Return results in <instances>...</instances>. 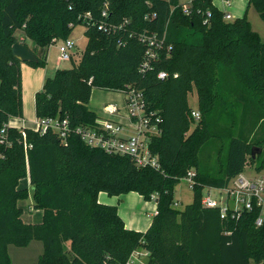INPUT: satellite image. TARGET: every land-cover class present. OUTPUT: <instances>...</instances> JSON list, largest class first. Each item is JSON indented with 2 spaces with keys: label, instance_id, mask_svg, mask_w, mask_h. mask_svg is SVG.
Masks as SVG:
<instances>
[{
  "label": "trees",
  "instance_id": "1",
  "mask_svg": "<svg viewBox=\"0 0 264 264\" xmlns=\"http://www.w3.org/2000/svg\"><path fill=\"white\" fill-rule=\"evenodd\" d=\"M180 1L0 0V136L5 128L11 142L0 143V264H23L12 261L9 246L33 240L43 243L37 264H124L139 247L150 250L148 264L264 261L259 208L223 217L219 207L202 203L206 187L225 186L250 157L264 155V36L247 13L226 19L214 0H193L185 13ZM251 4L264 19V0H248ZM102 22L107 29L99 27ZM79 24L88 37L82 57L46 77L35 94L36 116L93 125L94 87H136L163 117L162 133L150 144L161 168L91 147L75 132L64 141L51 129L26 127L31 144L26 150L21 130L8 125L24 117L23 61L13 44L29 46L30 40L38 59L27 63L45 67L51 44L71 37ZM144 31L166 32V47L147 71L141 70L148 47L139 37ZM162 70L169 76L160 78ZM194 90L198 120L189 102ZM255 147L261 151L254 155ZM191 168L197 173L194 199L180 209L174 205L175 187ZM263 168L264 158L257 164ZM26 178L30 188L21 184ZM101 191L115 196L136 191L146 200L157 194L150 226L128 227L117 204L100 201ZM30 196L33 207L43 210L41 222L22 217L21 201Z\"/></svg>",
  "mask_w": 264,
  "mask_h": 264
},
{
  "label": "built area",
  "instance_id": "2",
  "mask_svg": "<svg viewBox=\"0 0 264 264\" xmlns=\"http://www.w3.org/2000/svg\"><path fill=\"white\" fill-rule=\"evenodd\" d=\"M225 7H230L231 0H221ZM193 0H181L180 6L185 13L191 12ZM219 8H221L218 5ZM226 19L234 18V15L224 9ZM103 15H109L107 8L103 10ZM207 20L211 17V11H207ZM91 16L88 12L86 17ZM155 16V14L153 15ZM147 15L146 18H149ZM102 29H107L105 22L99 24ZM116 28V26H110ZM140 39L147 44V50L141 70L147 71L153 69L154 62L160 57V52L166 47V32L159 34L158 32L144 31L139 35ZM59 59L71 60L75 54L77 42L74 38L68 37L57 39L59 41ZM170 49V46H168ZM160 78H166L169 73L162 70L158 73ZM125 93V99L120 104L110 102L104 105L103 114H98L93 125L72 126L68 117L61 118L59 116L37 117L34 125L27 124L14 125L11 122L8 125L16 126L21 130L23 143L27 150L31 144L27 142L26 127L33 128L41 133L47 132L49 129L56 131L59 136L67 141L71 133H77L81 139L91 147L103 149L108 153L128 155L138 166H152L161 168V161L158 154L151 149V141L155 136L162 133L163 117L159 110L150 109L143 91L136 87H129ZM192 115L195 119H199L201 112L197 107L192 109ZM0 143L11 144L7 141L5 128L2 130ZM196 169H189L184 177L193 188L195 184ZM206 189H217L218 196L211 194ZM202 197V203L208 207H219L221 215L225 217L230 211L232 214L240 215L242 211L253 210L259 208V215L256 217L258 226L264 225V174L248 175L244 171L232 177L230 181L223 187H206ZM153 199H157V194L153 195ZM176 206V202L174 203ZM157 210L155 211V214ZM154 214V215H155ZM151 252L147 248H135L124 264H148Z\"/></svg>",
  "mask_w": 264,
  "mask_h": 264
},
{
  "label": "rangeland",
  "instance_id": "3",
  "mask_svg": "<svg viewBox=\"0 0 264 264\" xmlns=\"http://www.w3.org/2000/svg\"><path fill=\"white\" fill-rule=\"evenodd\" d=\"M233 1V7H229L227 9L231 10L232 14L235 17L243 16L247 13V17L252 25V28L259 32L262 36H264V19L260 16L256 8L253 4L248 6V0H231ZM17 35L21 37L22 32L18 31ZM71 37L74 38L77 42L75 54L73 55L71 60H60L59 59V41H54L49 49L47 64L45 67H35L30 64V66L34 68H41L46 70L47 77L53 76L55 74L56 68H69L72 67L73 64L79 63L82 54L84 52L85 46L87 44L88 37L86 35V26L83 24L77 25L73 32L71 33ZM29 46L32 47V42L30 40L27 41ZM23 64V63H22ZM25 64V63H24ZM24 77V75H23ZM24 88L26 90H32L34 79L32 80L29 75H25V80H23ZM125 99V93L116 90H107L103 88L94 87L91 95V99L89 101V107L95 110L97 113H103V107L105 104L110 102H118L122 103ZM189 102L192 107L197 106V93L196 91H192L189 93ZM25 110H27L26 117L27 124L29 126L34 125L35 121V107L30 103V105H25ZM211 152L206 151L207 157L211 156ZM264 158V155L256 159L255 161L249 158L247 166L244 172L248 175L254 174H264V168L262 170L257 169V164H259ZM29 183V178L23 179L21 184L26 185ZM30 185V184H28ZM31 187V186H30ZM206 191H211V194L214 196L219 195V191L217 189H206ZM100 201L104 203H115L119 206V210L121 215L123 216L126 224L129 227L145 229L151 218L154 216V212L156 210V201L155 199L146 200L143 198L141 194L136 191H131L121 196L109 195L105 191H101L99 193ZM194 199V190L190 186V183L187 179L182 178L175 187V202L176 206L182 209L186 204L191 203ZM33 202L32 196H30L25 202H23L25 207V212H29L28 206ZM40 242L35 241L33 244L25 247H19L16 245H11L10 254L13 262L15 263H23V264H37V260L39 255L42 252L43 247L39 248ZM66 249H69V244H66ZM251 264H264V261L261 263H256L252 261Z\"/></svg>",
  "mask_w": 264,
  "mask_h": 264
},
{
  "label": "crops",
  "instance_id": "4",
  "mask_svg": "<svg viewBox=\"0 0 264 264\" xmlns=\"http://www.w3.org/2000/svg\"><path fill=\"white\" fill-rule=\"evenodd\" d=\"M215 3L217 5H219L221 8H224L228 11L231 12V10L227 9L229 7H225L223 5V3L221 2V0H214ZM230 7H233V1H232V4ZM232 13V12H231ZM234 15V14H233ZM49 53V51H48ZM25 63V64H24ZM46 68V67H45ZM59 68V67H58ZM57 69V68H56ZM22 75H24L23 77V80H25V75H29L30 78L33 80L34 79V84H33V87H32V90H26L24 88V83H23V103H24V117L23 118H20V117H14V118H11L10 119V122L14 125H22L23 123L24 124H27V117H26V113H27V110H25V105H30V103L32 102V104L34 105L35 107V94L37 91L41 90L43 88V85H44V82L46 80V77H47V74H46V70L44 69H37V68H34L30 65L27 64V62H23L22 64ZM124 101V100H123ZM118 103V102H117ZM121 104V103H120ZM98 114H103V113H98ZM35 118H36V114H35ZM28 125V124H27ZM30 180H29V183L26 184V186H28L30 188ZM119 197V196H118ZM23 202L25 201H21V204L23 205L24 207V204ZM110 204H115V203H110ZM157 204V203H156ZM30 207V208H29ZM29 208V212L30 213H26L25 212V207H24V212H23V219L26 221V222H32V223H36V222H41L42 219H43V210L41 209H36L33 207V202L30 203V205L28 206ZM156 210H157V205H156ZM155 210V211H156ZM155 213V212H154ZM121 214V213H120ZM123 217V216H122ZM154 217V216H153ZM153 218H151V221L149 222L148 226L145 228V229H140V228H134V229H138V230H143L145 231L151 224ZM128 226V225H127ZM129 227V226H128ZM130 228H133V227H130ZM35 241H38L40 243L39 244V248H41V246L43 247V243L39 240H33L29 243L30 244H33V242ZM27 245V246H29ZM11 246V245H10ZM9 246V254H10V247ZM26 246V247H27ZM43 251V249H42ZM42 253V252H41ZM10 257H11V254H10ZM12 259V257H11ZM13 261V260H12Z\"/></svg>",
  "mask_w": 264,
  "mask_h": 264
},
{
  "label": "water",
  "instance_id": "5",
  "mask_svg": "<svg viewBox=\"0 0 264 264\" xmlns=\"http://www.w3.org/2000/svg\"><path fill=\"white\" fill-rule=\"evenodd\" d=\"M13 52L14 54L19 57L23 62H33L37 61V56L33 52V50L25 43L22 42H15L13 44ZM255 150L261 151L260 147H255L253 149V154L255 155Z\"/></svg>",
  "mask_w": 264,
  "mask_h": 264
}]
</instances>
